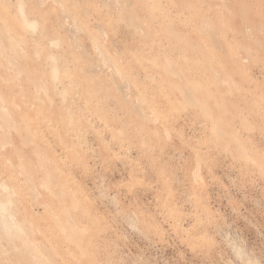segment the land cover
Wrapping results in <instances>:
<instances>
[{
  "label": "rangeland",
  "instance_id": "obj_1",
  "mask_svg": "<svg viewBox=\"0 0 264 264\" xmlns=\"http://www.w3.org/2000/svg\"><path fill=\"white\" fill-rule=\"evenodd\" d=\"M0 264H264V0H0Z\"/></svg>",
  "mask_w": 264,
  "mask_h": 264
}]
</instances>
